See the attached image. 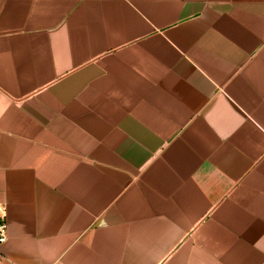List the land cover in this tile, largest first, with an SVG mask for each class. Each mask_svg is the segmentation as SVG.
Segmentation results:
<instances>
[{
	"label": "crops",
	"instance_id": "1",
	"mask_svg": "<svg viewBox=\"0 0 264 264\" xmlns=\"http://www.w3.org/2000/svg\"><path fill=\"white\" fill-rule=\"evenodd\" d=\"M0 264H264V0H0Z\"/></svg>",
	"mask_w": 264,
	"mask_h": 264
},
{
	"label": "built area",
	"instance_id": "2",
	"mask_svg": "<svg viewBox=\"0 0 264 264\" xmlns=\"http://www.w3.org/2000/svg\"><path fill=\"white\" fill-rule=\"evenodd\" d=\"M8 229L7 210L4 205H0V256L1 247L8 240Z\"/></svg>",
	"mask_w": 264,
	"mask_h": 264
}]
</instances>
